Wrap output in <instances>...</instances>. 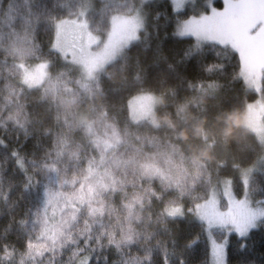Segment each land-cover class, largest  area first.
<instances>
[{
    "label": "trees",
    "instance_id": "16d2710c",
    "mask_svg": "<svg viewBox=\"0 0 264 264\" xmlns=\"http://www.w3.org/2000/svg\"><path fill=\"white\" fill-rule=\"evenodd\" d=\"M86 5L90 26L102 38L111 14L141 7L145 22L94 81L82 80L79 68L52 49L55 20ZM145 5L0 0V264H34L24 237L35 232L31 223L26 231L17 224L26 208L67 220V245L87 246L82 255L90 254L91 264H177L181 255L185 264H201L204 236L194 248L186 239L198 233L191 210L222 176L239 182L238 170L258 156L257 137L241 125L246 102L258 94L246 89L239 65L220 70L226 59L210 55L199 67L174 63L184 41L172 33L188 11L167 27L157 21L154 30ZM43 60L50 63L47 78L26 87L17 63ZM142 90L159 97L156 125L129 118L126 99ZM12 149L20 166L8 156ZM262 179L264 167L251 179L254 200ZM97 193L105 203L99 212ZM171 204H182L183 219L164 214ZM54 259L76 264L77 258L64 250Z\"/></svg>",
    "mask_w": 264,
    "mask_h": 264
},
{
    "label": "snow or ice",
    "instance_id": "6c2138e0",
    "mask_svg": "<svg viewBox=\"0 0 264 264\" xmlns=\"http://www.w3.org/2000/svg\"><path fill=\"white\" fill-rule=\"evenodd\" d=\"M145 7L154 30L158 28L157 21L167 27L178 15L173 10L171 0H146ZM185 21L187 23L178 32L172 33L174 39L184 41L180 56L175 58L174 63L186 65L191 61L199 67L211 55L214 61L227 60V64L217 65L223 71L230 65H239L243 69L253 57L264 60V0H223L222 7L213 0L211 4L203 6L198 16L193 14L191 19L185 16ZM168 35L165 32V36ZM16 155L15 149L8 153L14 164L20 166ZM3 165L6 168L7 158ZM257 192L258 198L254 202L248 199L245 191L244 199L239 202L229 200L226 209L200 217L198 233L186 239L191 241L190 246L194 248L200 235L204 236L206 248L201 264H264V179L258 183ZM32 216L35 218L32 219ZM29 223L35 235L29 232L24 241L34 264H68L67 261L54 259L57 253L62 254L64 250L77 258L76 264H91V255H82L87 251V246L80 245L79 241L72 246L67 245L66 241L71 239V235L64 231L67 220H56L47 214V209L31 213L26 208L17 224L21 231H26ZM3 247L7 250V243ZM177 264H185L182 255Z\"/></svg>",
    "mask_w": 264,
    "mask_h": 264
},
{
    "label": "rangeland",
    "instance_id": "374dc122",
    "mask_svg": "<svg viewBox=\"0 0 264 264\" xmlns=\"http://www.w3.org/2000/svg\"><path fill=\"white\" fill-rule=\"evenodd\" d=\"M213 0H171L173 10L181 14L187 10L186 15L178 18L177 32L185 21V16L193 18L201 13L203 6L211 4ZM218 2V0H215ZM187 5V9H185ZM223 6V0L221 5ZM142 8L137 7L129 13H114L110 15V24L106 35L102 38L92 30L87 18V5L82 7L78 14L58 18L53 26L52 49L65 60L79 68V74L84 81H94L104 70L105 66L120 57L124 48L134 42L140 30L144 27ZM21 74V81L26 87H36L43 83L49 74L48 60L36 61L32 64L17 63ZM264 73V60L258 57L250 58L243 69H239V76L247 90L255 91L258 95L253 101L246 102V108L241 125L252 132L260 143V152L253 162L238 170L237 180L233 176H222L217 183L210 187L209 192L195 203L192 210L193 218L199 221L201 216H211L218 210L226 209L229 200L233 203L244 199L245 191L248 199L255 201L250 195L251 179L254 173L264 167V97L262 95V75ZM159 97L147 90L133 93L127 99L129 118L132 121L147 120L152 125L157 124L155 108ZM66 190H64L65 192ZM84 196L86 194L84 193ZM104 209L102 198L97 200ZM87 209V205L84 207ZM91 213L95 210L91 204ZM164 214L169 217L186 215L182 204H171L164 207ZM219 233L217 232V238Z\"/></svg>",
    "mask_w": 264,
    "mask_h": 264
}]
</instances>
